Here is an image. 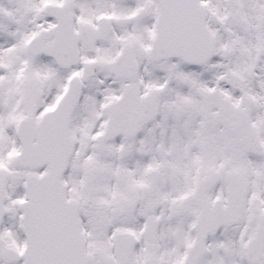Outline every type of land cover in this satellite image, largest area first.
Wrapping results in <instances>:
<instances>
[{"label":"snow or ice","instance_id":"obj_1","mask_svg":"<svg viewBox=\"0 0 264 264\" xmlns=\"http://www.w3.org/2000/svg\"><path fill=\"white\" fill-rule=\"evenodd\" d=\"M0 264H264V0H0Z\"/></svg>","mask_w":264,"mask_h":264}]
</instances>
